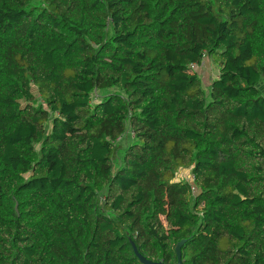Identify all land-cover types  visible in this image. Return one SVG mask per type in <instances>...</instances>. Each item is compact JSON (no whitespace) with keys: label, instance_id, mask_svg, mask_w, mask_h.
<instances>
[{"label":"trees","instance_id":"obj_1","mask_svg":"<svg viewBox=\"0 0 264 264\" xmlns=\"http://www.w3.org/2000/svg\"><path fill=\"white\" fill-rule=\"evenodd\" d=\"M182 239L264 264V0H0V264H177Z\"/></svg>","mask_w":264,"mask_h":264},{"label":"rangeland","instance_id":"obj_2","mask_svg":"<svg viewBox=\"0 0 264 264\" xmlns=\"http://www.w3.org/2000/svg\"><path fill=\"white\" fill-rule=\"evenodd\" d=\"M194 71L198 72L206 93H209L211 82L219 75V66L216 65L209 56H205L203 63L200 66H194ZM103 94L104 92L102 91H96L93 95L94 99L96 100ZM176 179L191 183L193 181L191 169L180 168L176 173Z\"/></svg>","mask_w":264,"mask_h":264},{"label":"water","instance_id":"obj_3","mask_svg":"<svg viewBox=\"0 0 264 264\" xmlns=\"http://www.w3.org/2000/svg\"><path fill=\"white\" fill-rule=\"evenodd\" d=\"M185 242H186V239H182L177 243V245L175 247V252H176V256H177V264H183L182 246L185 244ZM133 248H134L136 255L138 256V258L140 259V261L143 264H164L162 261H156V260L148 259L145 256H143L142 254H140V252L137 250V247L134 243H133Z\"/></svg>","mask_w":264,"mask_h":264}]
</instances>
